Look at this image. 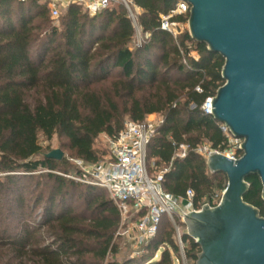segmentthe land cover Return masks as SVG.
Masks as SVG:
<instances>
[{
	"label": "trees",
	"instance_id": "1",
	"mask_svg": "<svg viewBox=\"0 0 264 264\" xmlns=\"http://www.w3.org/2000/svg\"><path fill=\"white\" fill-rule=\"evenodd\" d=\"M178 1L133 0L139 26L149 33L137 46L121 3L94 14L71 3L52 19L46 0H0L2 264H117L107 260L117 252L119 224L108 192L64 177L72 164L45 157L40 135L64 138L74 158L94 163L108 152L94 148L99 135L112 137L125 120L158 113L163 122L147 144L146 160L151 175L170 166L164 190L183 198L190 189L198 205L226 188V175L209 171L195 151L203 143L227 147L219 122L201 111L224 84V59L187 29L176 36L161 29L160 16ZM181 144L188 151L177 157ZM246 181L243 199L264 217L261 181L256 175ZM161 222L144 245L148 254L120 264H172L174 228ZM183 238L187 257L196 259L200 247L187 234Z\"/></svg>",
	"mask_w": 264,
	"mask_h": 264
},
{
	"label": "water",
	"instance_id": "2",
	"mask_svg": "<svg viewBox=\"0 0 264 264\" xmlns=\"http://www.w3.org/2000/svg\"><path fill=\"white\" fill-rule=\"evenodd\" d=\"M184 1L191 38L224 59L211 116L242 139L239 158H206L209 171L227 177L220 202L184 215L186 234L200 247L194 264H264V217L243 199L246 179L256 175L264 200V0ZM45 157L61 160L64 152Z\"/></svg>",
	"mask_w": 264,
	"mask_h": 264
},
{
	"label": "built area",
	"instance_id": "3",
	"mask_svg": "<svg viewBox=\"0 0 264 264\" xmlns=\"http://www.w3.org/2000/svg\"><path fill=\"white\" fill-rule=\"evenodd\" d=\"M46 2L52 19H57L62 13L61 9L71 3L84 6L94 14L110 2H119L127 10L135 29V45H141L149 37V33H143L139 26L140 9L134 5L133 0H46ZM189 10V3L179 0L173 9L160 16L161 29L174 36L187 29V21L176 22L172 18L189 15ZM196 91L202 92L200 87H196ZM214 96L208 97L201 105L203 114L211 116L210 104ZM162 122V118L153 119L150 116L142 121L125 120L118 134L108 138V152L105 156L94 163L79 158L70 159L69 161L76 167V172L62 175L105 189L119 212V224L114 239L124 235L136 249L144 248V245L156 235L161 217L167 215L174 228L173 238L178 248V257L174 260L173 255L172 261L190 264L187 257L189 244L183 238L186 227L183 230L180 227V224H184V215L191 211H199L204 205L216 206L223 191L209 195L197 205L194 201V192L190 189L183 198L164 190L163 176L170 166L151 175L146 160L147 144ZM219 129L227 140L225 149L220 151L211 148L208 143H203L197 146L195 151L205 159L211 152L222 153L233 160L239 158L242 154L240 149L242 139L234 137L223 123L219 122ZM187 151L188 145L181 144L177 146L175 156L184 157ZM191 261L194 264L195 259Z\"/></svg>",
	"mask_w": 264,
	"mask_h": 264
},
{
	"label": "rangeland",
	"instance_id": "4",
	"mask_svg": "<svg viewBox=\"0 0 264 264\" xmlns=\"http://www.w3.org/2000/svg\"><path fill=\"white\" fill-rule=\"evenodd\" d=\"M117 3L119 2H114V4H117ZM64 5L66 6V3H64ZM81 7L83 10H87L84 6H81ZM64 10L65 8H62L61 12L63 13ZM89 13L93 14L90 11ZM135 41H136V36L134 38V43ZM148 116H150V118H153V119L162 118L161 115L158 113L151 114ZM108 138L109 137L106 134L99 135L94 142V148L98 150L99 152L106 153L107 148H108ZM39 143L44 148V151L46 153L50 152L53 149H60L64 152V157L68 160L69 163H71L69 161L70 159H74L73 155H71V152L64 146V144H66V141L64 138H60L55 135L50 140H47L44 136L40 135ZM105 155L106 154H104L103 156ZM68 169H69V172H68L69 174H74L76 172V167L73 164ZM152 173L154 174V172ZM167 222H170L167 215H163L161 224H165ZM180 227L183 230V228L185 227V224H180ZM116 244H117V252L113 256H108L107 260L114 261L117 264L123 263L127 259L139 258L142 255L148 254L149 252V251H146L145 248L136 249L131 243V241L124 235L116 238ZM163 249H164V246H161L153 258L158 259ZM177 257H178L177 254H174V260L177 259ZM2 263H3V260L0 258V264ZM189 263L193 264L191 261V258H189ZM172 264H179V263L172 262Z\"/></svg>",
	"mask_w": 264,
	"mask_h": 264
}]
</instances>
